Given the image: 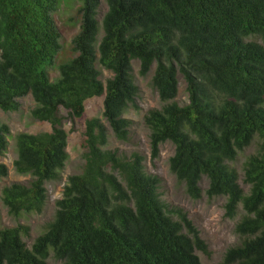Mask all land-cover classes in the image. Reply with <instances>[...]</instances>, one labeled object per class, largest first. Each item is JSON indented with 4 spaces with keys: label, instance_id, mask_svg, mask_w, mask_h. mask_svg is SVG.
Returning a JSON list of instances; mask_svg holds the SVG:
<instances>
[{
    "label": "trees",
    "instance_id": "obj_1",
    "mask_svg": "<svg viewBox=\"0 0 264 264\" xmlns=\"http://www.w3.org/2000/svg\"><path fill=\"white\" fill-rule=\"evenodd\" d=\"M81 24L72 39V57L49 69L62 51L54 19L59 0H0V110L15 113L20 99L36 103L32 118L51 131L16 136V174L26 183L1 190L14 219L41 214L47 184L59 182L69 161L65 123L81 119L89 99L104 96V119L85 122L81 172L70 175L57 210L32 247L29 228L0 229V264H204L210 255L199 230L181 210H171L150 174L146 157L108 149L109 130L129 142L139 74L153 70L152 88L162 107L144 117L152 159L171 143L172 174L187 194L225 197V216L234 219L240 244L222 264H264V0H79ZM101 33V37L99 34ZM102 69L112 77L103 81ZM181 80L188 102L176 101ZM10 127L0 123V156ZM245 192L232 165L247 150ZM0 163V181L9 177ZM178 216V219L174 218ZM1 220V216H0Z\"/></svg>",
    "mask_w": 264,
    "mask_h": 264
},
{
    "label": "rangeland",
    "instance_id": "obj_2",
    "mask_svg": "<svg viewBox=\"0 0 264 264\" xmlns=\"http://www.w3.org/2000/svg\"><path fill=\"white\" fill-rule=\"evenodd\" d=\"M60 5L58 11L54 14V19L62 35L63 49L55 59L53 66L49 69L52 79L58 75L57 66L67 61L72 57L71 45L72 39L78 33L81 24V16L78 15V10L82 6L79 0H59ZM107 11V5L104 0H101L99 8L98 20L101 22L103 16ZM101 37V33L99 34ZM103 81L112 74L104 69ZM133 74L136 84L139 87V96L136 99V104L139 109L131 107L125 117L133 121L131 128V139L129 142H121L117 140L111 130H109V144L108 149H118L121 152L130 154L138 151L146 157L145 166L150 174H154L160 179V193L161 198L171 210H181L193 222L195 227L199 230L202 239L205 240L210 255H206L197 251L204 264H222L226 251L234 246L240 244V237L236 233V224L242 215V207L240 215L234 219H229L225 216V197H217L210 199L206 195L208 188V179L203 178L200 186L202 189L201 198L195 200L191 198L186 192L184 183L179 182L174 174L171 173L169 167V160L174 155L175 148L171 143H166L161 146L159 157L152 159L150 148V131L144 123V117L151 109H158L162 107V102L158 93L152 88L151 80L153 70L146 77L139 74L138 61L133 62ZM20 110L15 113H6L0 110V123H5L10 127L11 138L9 149L5 155L0 156V163H4L9 168V177L0 181V229L12 228L18 225H23L29 228V235L24 237V241L28 247H32L37 237L44 233L47 225L53 221L56 210L57 201L63 197L64 187L67 183L68 177L73 174L81 172L83 165L82 148L83 133L85 131V122L89 119L100 118L107 126L104 119V96L89 99L85 106L84 116L77 120L75 124L66 122L65 128L69 132L68 137V152L70 155L66 167L62 171V179L59 182H50L47 184L48 200L46 206L41 214H23L20 218L14 219L8 213L1 201V190L4 186L11 183H26L30 180L29 177L20 176L14 171V161L17 159L16 136L19 133L36 134L44 131H51L49 123H40L32 118V110L36 107V103L29 95L21 98ZM176 101L180 104L188 102L187 93L185 91V83L181 80L179 86V93ZM252 153V149L247 150L240 155L237 161L232 165L237 169L239 174V182L245 192L249 191V186L244 183V162L246 156ZM175 219L178 216L174 215ZM49 264H60L52 258Z\"/></svg>",
    "mask_w": 264,
    "mask_h": 264
}]
</instances>
